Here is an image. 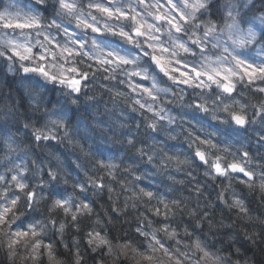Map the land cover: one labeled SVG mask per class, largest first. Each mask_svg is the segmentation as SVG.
<instances>
[{
  "label": "clouds",
  "instance_id": "9594fccd",
  "mask_svg": "<svg viewBox=\"0 0 264 264\" xmlns=\"http://www.w3.org/2000/svg\"><path fill=\"white\" fill-rule=\"evenodd\" d=\"M0 264H264V0H0Z\"/></svg>",
  "mask_w": 264,
  "mask_h": 264
}]
</instances>
